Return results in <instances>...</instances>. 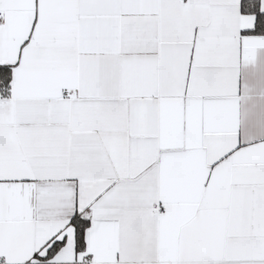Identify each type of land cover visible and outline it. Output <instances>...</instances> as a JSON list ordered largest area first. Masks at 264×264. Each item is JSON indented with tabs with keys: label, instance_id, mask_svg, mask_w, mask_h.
I'll list each match as a JSON object with an SVG mask.
<instances>
[{
	"label": "snow or ice",
	"instance_id": "obj_1",
	"mask_svg": "<svg viewBox=\"0 0 264 264\" xmlns=\"http://www.w3.org/2000/svg\"><path fill=\"white\" fill-rule=\"evenodd\" d=\"M0 264H264V0H0Z\"/></svg>",
	"mask_w": 264,
	"mask_h": 264
}]
</instances>
